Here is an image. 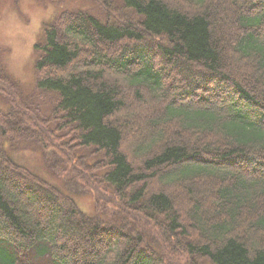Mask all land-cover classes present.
Wrapping results in <instances>:
<instances>
[{
    "label": "trees",
    "instance_id": "16d2710c",
    "mask_svg": "<svg viewBox=\"0 0 264 264\" xmlns=\"http://www.w3.org/2000/svg\"><path fill=\"white\" fill-rule=\"evenodd\" d=\"M96 2L43 25L47 114L0 67V264H264V0Z\"/></svg>",
    "mask_w": 264,
    "mask_h": 264
},
{
    "label": "rangeland",
    "instance_id": "374dc122",
    "mask_svg": "<svg viewBox=\"0 0 264 264\" xmlns=\"http://www.w3.org/2000/svg\"><path fill=\"white\" fill-rule=\"evenodd\" d=\"M79 10L106 17V11L96 0H0V67L9 77V90L10 87L14 89L12 94H20L23 101L40 104L38 106L45 114L51 109V96L36 89L34 46L40 39L45 23L63 11ZM9 100L0 93V108L6 110ZM133 139H129V142H133ZM19 148L20 151L15 153L17 162L47 180L60 184L48 171L38 147L22 144ZM76 198L82 211L87 214L94 212L92 195L77 193ZM46 260L49 259H38L37 262L49 264Z\"/></svg>",
    "mask_w": 264,
    "mask_h": 264
}]
</instances>
